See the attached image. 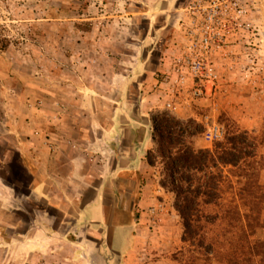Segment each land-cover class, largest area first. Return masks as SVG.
Returning <instances> with one entry per match:
<instances>
[{
	"label": "rangeland",
	"instance_id": "rangeland-1",
	"mask_svg": "<svg viewBox=\"0 0 264 264\" xmlns=\"http://www.w3.org/2000/svg\"><path fill=\"white\" fill-rule=\"evenodd\" d=\"M195 1L0 0V264H76L78 259L79 264H105L104 258L112 254L108 249L102 256L95 252L86 258L62 246L63 241L78 237L86 242L98 239L107 248L111 237L97 228L87 234L71 231L73 218H63L48 196L41 198L34 192V161L45 162L49 171L59 141L72 146L65 132L71 115L88 124L81 118L84 111L79 108L77 85L85 83L101 96L116 97L115 87L121 83L127 87L124 97L128 93L133 101L145 91L153 94V77L159 76L156 70L162 59L176 42L186 43L184 35L190 28L185 8ZM219 1L233 7L237 3L243 10L238 18L237 11H232L228 41L216 57L221 88L216 94L185 102L178 112L165 110L161 103L150 104L153 136L154 122L160 125L163 116L188 125L191 135L187 134L186 142L195 150L214 149L232 133L247 132L253 146L248 151L255 155L247 162L260 169L258 181L264 195V0ZM202 2L207 5L211 0ZM103 107L105 113L113 112ZM205 116L225 127L223 140L211 144L204 139L200 121ZM157 149L154 140V166L149 164L146 178L123 175L122 185L114 188L117 199H107L109 222L117 218L120 225L130 222L142 229L123 264H228L196 243L183 241L175 194L161 186L170 178ZM89 151V164L111 161L109 152L98 158L102 153ZM95 170L101 179L110 177L107 168ZM222 171L221 201L229 204L238 199L245 179L236 176L234 167ZM202 177L197 173L195 180ZM54 188L52 196L57 194ZM158 202L165 205V212L154 225L147 209ZM65 203L73 210L72 202ZM204 211L214 213L215 207L206 206ZM36 224L41 230L34 228ZM218 230L210 232L206 241ZM251 239H264V227L256 229Z\"/></svg>",
	"mask_w": 264,
	"mask_h": 264
},
{
	"label": "crops",
	"instance_id": "crops-1",
	"mask_svg": "<svg viewBox=\"0 0 264 264\" xmlns=\"http://www.w3.org/2000/svg\"><path fill=\"white\" fill-rule=\"evenodd\" d=\"M171 4L169 3L168 6ZM135 64L138 63L135 62ZM159 70L160 68L156 71ZM158 78L160 79L158 74L157 77H153V85L158 82ZM75 88L80 92L77 93L80 95L79 108L84 111L81 118L88 124H81L77 117L71 115L65 132L72 146L64 145L59 141L53 152L55 157L52 158L53 163L49 164V171H47L45 162L35 159L34 192L41 198L48 196L50 202L62 210L63 218L66 216L71 218L70 220L73 218L71 231L80 229L81 233L87 234L91 228H97L96 230L101 234L108 233L111 237L107 248L98 239L86 242L83 239L79 240L78 237L72 242L63 241L62 246L68 245L71 249L77 250V253L82 252L83 257L86 258L90 254L94 255L95 252L102 256L108 249L112 254L104 258L105 264H123L125 256L133 250L135 237H139L138 234L142 233V229L130 222L120 225L117 218H112L109 222L108 217L110 218V216L107 215V208L110 204L107 205V199H112V201L117 199L114 188L122 185L120 180L125 179L123 175L128 174L132 178L139 175L141 178H146V172L150 166L147 161V153L154 147L153 122L148 111L150 104L155 106L156 99L153 98L154 93L147 94L146 91L138 100H131L128 93L125 98L123 90L127 87L121 83L115 87L118 90L116 97L101 96L85 83L77 85ZM98 95L101 98L97 97ZM103 106L112 108L113 112L105 113ZM58 117L60 120L62 119L61 115L57 116V119ZM60 144L64 149H61ZM91 149L102 153L98 158H102L109 152L112 156L111 161H105L104 165L99 162L89 164L86 154ZM94 157L92 155L93 159H95ZM95 168L98 171L100 168L101 170L107 168L110 177L101 179L99 173L95 174ZM108 180H110L109 183ZM47 187L50 189L48 190ZM53 187L57 194L52 196ZM159 193L162 194V190ZM70 194L74 196L73 199L69 198ZM65 201L72 202L73 210L67 207L69 203H65ZM110 210L112 213L116 212V208ZM36 220L38 223V219L34 221ZM35 227L40 229L37 224L34 225ZM114 255L117 259L114 258ZM77 256L79 255L77 254ZM78 262L81 261L78 259L76 264H79Z\"/></svg>",
	"mask_w": 264,
	"mask_h": 264
},
{
	"label": "trees",
	"instance_id": "trees-1",
	"mask_svg": "<svg viewBox=\"0 0 264 264\" xmlns=\"http://www.w3.org/2000/svg\"><path fill=\"white\" fill-rule=\"evenodd\" d=\"M187 126L166 116L160 125L154 122L157 153L165 161L170 178L161 186L175 194L174 206L184 226L183 241L196 243L228 264H264V239H251L256 229L264 227V195L258 181L260 169L247 162L248 157L255 156L248 151L253 147L248 143V133H232L214 149L195 150L186 142L187 134L191 135ZM153 153H147L151 166ZM229 166L238 169L236 176L245 181L238 199L225 204L220 186L222 170ZM197 173L203 175L202 179L195 180ZM206 206H214L215 212L206 213ZM242 208L248 212L242 213ZM216 228L221 230L207 242L208 234Z\"/></svg>",
	"mask_w": 264,
	"mask_h": 264
},
{
	"label": "built area",
	"instance_id": "built-area-1",
	"mask_svg": "<svg viewBox=\"0 0 264 264\" xmlns=\"http://www.w3.org/2000/svg\"><path fill=\"white\" fill-rule=\"evenodd\" d=\"M211 0L205 5L202 0L195 1L185 8L189 30L184 35L185 42H176L172 50L162 59L159 70L160 79L153 89L156 103L170 112H178L187 101H193L207 95L216 94L221 88L222 75L217 68L216 57L228 41L232 27V11L238 18L243 10L237 3ZM205 116L204 139L209 143L224 139L225 127L210 121ZM165 212L161 202L147 209L154 225L162 221Z\"/></svg>",
	"mask_w": 264,
	"mask_h": 264
}]
</instances>
